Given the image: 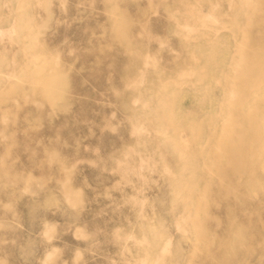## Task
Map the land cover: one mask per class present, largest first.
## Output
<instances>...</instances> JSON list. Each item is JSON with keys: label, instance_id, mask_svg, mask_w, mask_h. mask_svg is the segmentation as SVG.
<instances>
[{"label": "rangeland", "instance_id": "374dc122", "mask_svg": "<svg viewBox=\"0 0 264 264\" xmlns=\"http://www.w3.org/2000/svg\"><path fill=\"white\" fill-rule=\"evenodd\" d=\"M0 264H264V0H0Z\"/></svg>", "mask_w": 264, "mask_h": 264}, {"label": "bare ground", "instance_id": "6f19581e", "mask_svg": "<svg viewBox=\"0 0 264 264\" xmlns=\"http://www.w3.org/2000/svg\"><path fill=\"white\" fill-rule=\"evenodd\" d=\"M57 61V60H56ZM261 129V128H260Z\"/></svg>", "mask_w": 264, "mask_h": 264}]
</instances>
